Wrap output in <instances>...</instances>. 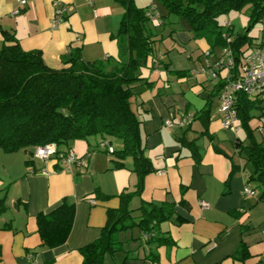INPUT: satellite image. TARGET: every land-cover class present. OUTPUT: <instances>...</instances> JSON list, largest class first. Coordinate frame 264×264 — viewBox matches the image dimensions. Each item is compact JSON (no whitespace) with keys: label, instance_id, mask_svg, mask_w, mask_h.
I'll use <instances>...</instances> for the list:
<instances>
[{"label":"crops","instance_id":"0c3cea01","mask_svg":"<svg viewBox=\"0 0 264 264\" xmlns=\"http://www.w3.org/2000/svg\"><path fill=\"white\" fill-rule=\"evenodd\" d=\"M135 3L165 14L157 0ZM62 7L64 20L52 27ZM122 13L117 0H25L24 4L0 0V29L14 34L22 49L40 51L49 67L60 68L76 50L86 61L116 57L113 34ZM169 19L172 23L163 24L157 45L168 69L146 72L154 82L146 89L143 86L134 98L144 154L157 171L145 176L142 193L131 199L130 208L138 216L144 201L173 204L174 212L159 225L155 241L146 242L136 227L120 232L122 249L107 256L103 264H256L264 259V193L247 182L254 169L236 147L237 138H244L237 119L235 129H224L221 113L211 111L218 97L211 96L217 79L195 73L206 66L205 60L200 68L191 66L206 51L213 50L209 58L213 61L218 50L211 48L209 40L195 37L182 18ZM2 43L0 31V47ZM178 71L185 72L184 76H177ZM209 100L204 132L198 116ZM255 115L250 126L256 138L264 140V114ZM222 130L225 135L220 137ZM182 137L193 142L195 151L181 144ZM70 146L79 155L92 149L83 140ZM114 147H121V141ZM102 153L90 152L87 167L68 172L59 169L55 160L43 162L28 151L0 149V199L5 207L0 210V264H82L80 248L99 237L107 209L119 205L117 194L132 191L137 181L132 162L125 159V167L115 169L110 155ZM232 165L236 168L229 192L223 193ZM42 168L48 173H41ZM246 185L254 194H244ZM96 188L111 197L90 201ZM64 198L75 204L72 228L65 243L47 247L37 232L36 214L53 209ZM201 201L209 207L203 208ZM242 245L247 249L245 259L232 257Z\"/></svg>","mask_w":264,"mask_h":264},{"label":"trees","instance_id":"16d2710c","mask_svg":"<svg viewBox=\"0 0 264 264\" xmlns=\"http://www.w3.org/2000/svg\"><path fill=\"white\" fill-rule=\"evenodd\" d=\"M117 1L123 13L113 34L118 44V54L113 58L86 61L76 50L69 55L66 65L52 68L46 65L40 51L22 49L14 34L0 29L3 36L0 47V149L32 153L37 146L53 143L65 151L71 150V142L83 140L92 146L87 155L96 151L110 155L112 168H124V160L128 156L132 158L131 169L137 175L135 187L117 194L119 205L107 209V221L99 237L80 248L82 264H103L107 256L122 249L118 234L131 228H138L142 237L146 235V242L155 241L159 225L174 212L173 204L144 201L138 208L140 215L133 216L130 208L131 199L142 193L145 176L157 171L144 154L141 120L134 109V98L143 86L146 89L154 82L149 80L146 72L159 67L168 69L157 49L162 40L163 24L172 23L170 16L182 18L195 37L209 40L211 48L218 50L214 60H210L213 65L218 59V66L214 68L218 75L217 87L212 90V97H219L227 83L243 74L244 59L253 46L264 44V33L253 40L250 28L234 33L230 21L219 20L229 10H241L248 5L249 17L253 22H261L264 20V0H157L165 10L164 15L149 5L137 6L135 0ZM212 52H209V58ZM228 61V73L222 77L223 65ZM176 74L184 76L185 72ZM211 103L209 100L207 108L198 116L202 119L204 132ZM233 107L244 133L243 139L237 138L236 147L254 169L247 182L255 183L264 193V140H258L250 126L255 112L264 114V98L235 91ZM91 137L95 138L93 143L89 140ZM110 137L118 138L121 147L112 146L111 151L101 149L100 142ZM180 142L195 151L192 141L182 137ZM192 154L196 161L199 160L195 153ZM235 168L232 165L223 193L229 192L228 183ZM90 196V201L111 197L98 188ZM2 202L1 198L0 210L5 208ZM74 213V202L66 198L53 209L37 213V232L42 244L56 247L65 243ZM246 251L242 245L232 257L244 260ZM256 264H264V259H259Z\"/></svg>","mask_w":264,"mask_h":264},{"label":"built area","instance_id":"2783aa9c","mask_svg":"<svg viewBox=\"0 0 264 264\" xmlns=\"http://www.w3.org/2000/svg\"><path fill=\"white\" fill-rule=\"evenodd\" d=\"M19 4H24L25 0H18ZM14 12H19L16 10ZM65 7H62L57 11L52 20V27H56L60 22L64 20ZM209 51L204 52L206 66L201 67L197 72H203L208 74L212 79L217 78V73L214 70L218 66V59L211 65L209 60ZM220 63H223L221 60ZM230 61L226 62L221 71L222 77H224L229 70ZM243 74L231 80L227 83L219 94L220 105L218 111L221 113V126L224 129L233 128L235 129L236 112L233 107L234 93L235 91H243L248 95H260L264 98V44H258L253 46L250 52L244 59L243 63ZM185 119L182 120V124L185 123ZM167 124H171L167 121ZM99 147L107 151L112 150V146L108 140L103 139ZM32 158L40 159L43 162L55 160L59 169L71 172L74 169H83L87 167L88 155H79L74 150H59L55 144H46L43 146H37L31 153ZM41 173L47 174L48 170L42 168ZM244 194L252 195L254 190L248 185L244 188ZM200 204L203 208H208L209 205L206 202L201 201ZM146 238V235H143ZM31 257V255H29Z\"/></svg>","mask_w":264,"mask_h":264},{"label":"rangeland","instance_id":"374dc122","mask_svg":"<svg viewBox=\"0 0 264 264\" xmlns=\"http://www.w3.org/2000/svg\"><path fill=\"white\" fill-rule=\"evenodd\" d=\"M247 8H248V5H244L241 10L231 9L227 13L222 14L219 17L220 18L219 20H220V22L230 21L233 25L234 33L241 32L247 28H250V32H249L250 36L253 37V40H257L264 33V20H262L261 22H253V20L249 17V13H248ZM250 22H252V24L249 26ZM204 60H205V57H204V55H202V58L198 59L195 63L192 62L191 66L193 65L192 67L200 68L201 65L203 64ZM219 105H220V99L218 97H215L214 102L212 103V109H211L213 114H215L217 112ZM231 129H233V128H229V130H231ZM219 134H220V137H223V135H225L223 130L220 131ZM89 140L91 143H93L95 141V138L91 137ZM108 140L110 141V145L114 147L117 143L118 138L110 137V138H108ZM77 141H81V140H77ZM114 148H116V147H114ZM21 151H25V150H21ZM102 154H104V153H102ZM126 162L131 163L132 158L128 156L126 158ZM124 232L125 231H123L122 233H124Z\"/></svg>","mask_w":264,"mask_h":264}]
</instances>
